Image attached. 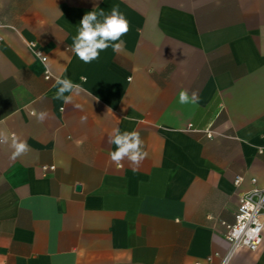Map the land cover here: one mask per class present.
<instances>
[{"label": "crops", "instance_id": "crops-1", "mask_svg": "<svg viewBox=\"0 0 264 264\" xmlns=\"http://www.w3.org/2000/svg\"><path fill=\"white\" fill-rule=\"evenodd\" d=\"M117 6L123 51L85 64L80 20ZM58 78L84 89L72 104ZM116 127L144 141L137 170L110 161ZM0 131V264H210L251 178L264 186V0H0ZM228 264H264V228Z\"/></svg>", "mask_w": 264, "mask_h": 264}, {"label": "clouds", "instance_id": "clouds-1", "mask_svg": "<svg viewBox=\"0 0 264 264\" xmlns=\"http://www.w3.org/2000/svg\"><path fill=\"white\" fill-rule=\"evenodd\" d=\"M129 27V21L120 12L118 6L113 7L110 14H106L103 10L87 12L79 22L77 34L73 37L71 51L85 64L97 60L100 53L109 47L114 52L121 53L124 48L122 37L129 32ZM81 80L86 82L85 77H81ZM55 84L58 86L56 99H62L65 104H72L73 96H78L84 91L81 84L74 83L68 78H58ZM66 93L69 95H65ZM198 102L197 91L194 90L189 94L186 89H183L179 92L180 104L196 105ZM32 115L38 122L43 123L48 117V112L46 110L38 113L34 111ZM81 119L86 118L82 117ZM9 140V135L0 131V144H9ZM108 143L115 145V150L110 151L109 158L118 167H123V161L127 160L129 166L133 167V170H137L148 157V152L144 150V141L138 131L121 132L120 128L116 127L108 135ZM10 147L12 149L10 159L12 160H16L30 151L27 142L15 135L11 137ZM260 151L264 152V149ZM225 264H227V259Z\"/></svg>", "mask_w": 264, "mask_h": 264}, {"label": "built area", "instance_id": "built-area-1", "mask_svg": "<svg viewBox=\"0 0 264 264\" xmlns=\"http://www.w3.org/2000/svg\"><path fill=\"white\" fill-rule=\"evenodd\" d=\"M34 52L42 61L46 60V57L42 55L40 50L35 48ZM44 76L45 78L50 77V72L47 68L44 70ZM206 134L209 136L210 131H207ZM43 168L45 170L53 169L54 166H44ZM242 179V175H237L234 178V183L239 184ZM251 183L253 186L243 192L238 198L233 222H222L225 227L224 237L228 242L227 249L223 253L209 256L208 260L210 264H225L226 259L228 264L232 256L237 254L241 249L255 251L260 247L264 228V186L257 187L255 178H251ZM214 257H217L216 261H214Z\"/></svg>", "mask_w": 264, "mask_h": 264}]
</instances>
